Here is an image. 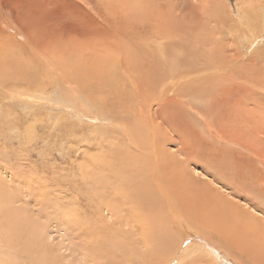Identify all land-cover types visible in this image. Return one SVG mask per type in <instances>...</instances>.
Here are the masks:
<instances>
[{"label":"rangeland","instance_id":"1","mask_svg":"<svg viewBox=\"0 0 264 264\" xmlns=\"http://www.w3.org/2000/svg\"><path fill=\"white\" fill-rule=\"evenodd\" d=\"M262 9L264 11V0H0V55L3 62L8 58L15 60L3 64H16L30 70L23 75L14 72L15 67L11 68L12 72L6 71L9 72L7 78L17 75L15 81L4 77L7 85L0 84V188L6 191L7 199V203L0 200L1 214L9 206L20 212L18 217L32 222L28 226L34 228L33 232H40V244L46 241L45 256L50 264H128L124 253L109 255L105 249L109 243L104 236L109 238L113 234L118 238L131 236L136 249L141 253L147 250L139 240L140 227H120L114 222V216L111 218L102 209L104 206L96 209V205L106 204L112 193L97 190L92 179L107 173V167L115 158L123 157L112 155L118 152L121 144L117 142V135L122 132L106 118L109 113L104 108L105 102L94 100L95 103L94 96L85 92L74 78L85 79L86 83L91 74L105 76L106 69L112 65L118 69H115V78L122 82V86L116 85L115 89L126 92H122L123 97L133 96L136 106L141 95L145 103L138 108L149 120H154L157 117L156 91L141 84L133 70L122 69L116 58L134 50L132 38L149 37L154 33L160 36L170 23L182 22L196 30L202 29L203 34L208 33L217 42L213 53L219 51L223 71L216 73L212 80L216 83L227 80V87L216 88L206 95H194L187 99L191 104L182 102L184 121L178 136L189 141L184 147L185 155L179 151L182 146L177 144L176 136L167 132L170 139L160 137L169 141L164 149L173 179H180L176 160L186 158L185 176L182 175L180 181L188 185V192L208 198L210 202L216 200L218 213L224 210L229 217L227 225L221 228L225 235L222 238L218 235L215 240L202 238L193 229L189 231L191 236H187V228L184 231L182 227L176 228V219L170 220L173 224L168 225L166 217L163 218L167 224L161 223L162 227L155 224L153 230L167 231V239L178 247L183 241L178 254L189 246L196 248L198 256L202 255L198 260L193 254L197 264L198 261L199 264H264V57L259 52L264 48V29L260 28L264 25ZM152 47L156 49L157 45L152 44ZM182 49H170V54L180 61V71L191 70L190 66L194 69L196 65L195 70L200 74L194 76L204 78L219 69L216 65L206 69L203 56L191 58ZM194 76L190 77L195 80ZM241 85L253 91L241 93L238 90ZM214 98L215 109L209 110ZM239 100L250 114L239 110ZM212 121L216 126L210 128V134L206 128ZM221 135L230 142L223 141ZM92 159L97 161L95 166ZM108 162L111 164L107 166ZM90 188L96 190L92 193L95 196ZM176 191L180 195L186 192ZM129 205L122 208L123 214L134 222L147 219L141 214L147 212L146 208L149 215H154V209L157 212L155 205ZM163 207H159L158 214L160 211L167 214ZM68 211L74 212L77 222L68 219ZM100 224L106 225L105 229L97 228ZM93 228L101 232L100 235L107 233L102 237L93 235ZM252 228L255 230L251 231ZM3 229L9 228L0 224V264H30L29 253L16 252L14 247L6 245L3 233L11 231ZM13 232L18 247H23L28 232ZM243 232L245 234L241 235ZM156 258L153 260L157 261Z\"/></svg>","mask_w":264,"mask_h":264},{"label":"bare ground","instance_id":"2","mask_svg":"<svg viewBox=\"0 0 264 264\" xmlns=\"http://www.w3.org/2000/svg\"><path fill=\"white\" fill-rule=\"evenodd\" d=\"M263 12L264 11L262 9L261 13H263ZM263 16H264V13H263ZM174 24H175V22H172V23H170L169 26L167 25V29L163 28L164 33L161 34V32H160V36L159 35L157 36L154 33L152 36H149V37L140 36L137 38H132L134 40L133 41L134 50L131 52L125 53L126 55H124L123 57L119 56L116 58V61H117L116 63L120 67H122V69L126 68V69L133 70L134 73H137V79L141 84L146 86L147 89H152L153 91H156L157 97L154 100V104H155L156 109H157L156 110V112H157L156 116L157 117H155V116L154 117H155L156 121L157 122L160 121V123L159 122L156 123L155 119L149 120V118H147V116H144L142 109L138 108V105L141 106V103H143V104L145 103V99H143V97L141 95L139 96L140 101L138 102V105L136 106L135 102L132 100L133 96L131 97L127 94L125 97H123L124 96L123 94L126 92L118 90V88L115 89L116 85L120 86L122 82H119L120 80L115 78V69L116 68H114L112 65H111L112 66L111 67V66H108V64H107L109 69H106L105 76L100 74V73H94L93 75L91 74L89 76V79L88 80L86 79L87 80L86 83L84 82L85 79L83 80V79L78 78V77L74 78V81H78L80 83L79 85L82 86V88L85 92L94 96L93 101L97 100L100 102H105L104 108L109 113V114H107L106 118L109 121H111L110 122L111 124L115 125L116 127H119L120 133L122 132L121 135H117V133H116L117 137L123 136V139L122 138L120 139L119 137L117 139L118 144H121L119 149H118V152H116V153L114 152V154H112V153L111 154L117 155V156L121 155L123 157L121 159L115 158V160H114V162H112V164L108 162L107 166L109 164H111V165H109L108 167L106 166L108 169L107 173L100 174L99 177L96 176V177H94V179H92L93 184H95L97 187L96 188L97 190L100 189V192L102 190L106 193L107 192L112 193V195H111L112 198L107 199L106 204H105V202H103V205L101 203H100L101 205H98V206L96 205V209L98 210L99 208L104 206L102 209L106 210V212L111 215V218L114 216V218H115L114 222L116 224H119L120 227L121 226L124 227L126 225H132L135 228L140 227V229H139V240H140V243L142 244L141 246H144L147 250L144 251L143 253H141L138 249H136L132 240H131V236H125L122 238H118L117 234H113V235L109 236V238H108V236H104L105 233H107L105 231H104L105 232L104 235H102V234L100 235L101 232L98 231L99 232L98 233L97 230H95L94 228H93V230H91V232L93 235H100L101 237L104 236L105 238L107 237V241L109 244L107 245V248H105V249H107V252L109 253V255H111V254L116 255L117 254L116 252H120V254L124 253L126 256H128L127 257V259L129 260L128 264H197V263H195V259L197 258L198 260H200V257L202 255L198 256L199 254L196 253V248L189 246L182 251V254H178L182 248L183 241H181V244L179 245V247L176 244H171L172 240L167 239V236H166V235H168L167 231H163V233H161L158 230H155V229L153 230V227L156 228L155 224H158L162 227L161 223H164V224L166 223V221L164 220L163 217L167 218V222L169 221L168 225L173 224L172 222H170V220L174 221L176 219L175 220L176 222L174 223V224H176V228L182 227L181 228L182 231H184L183 230L184 228H187L188 232L193 229L200 237L206 238L208 240L209 239L215 240L216 237H219L218 235H220V238H222V236L225 235L224 231H222V229H223L222 225L223 226L227 225L228 217H229V215H228L229 213L227 214V212H226V214H225L224 210L220 211L218 213V210H217L218 208H217L216 203H215L216 200L214 202H210L208 200V198L199 197L198 195L193 196L188 192V190H189L188 185L184 182V180L180 181V179L182 178V175L185 176V174H184L185 165H186V162H188V160H186V158H184V160H180V159L176 160L178 162L177 165L179 166L178 167L179 170L177 169V171H179L178 177H180V179L179 178H177V180L173 179L174 177H172V176L174 175V173H173L170 165L168 164V161H167L168 156L166 155L165 149H164V147H165L164 145H166L167 142L169 143V141L165 140V138L163 139L160 137L162 135L168 137L167 132L171 133L173 136H176L177 141H179V143L177 142V144H180L182 146V148L180 147L181 149L179 151L181 153L183 152V155H185L184 154V151H185L184 147L186 144L189 143V141H186V139L178 136L180 134V128H181L180 125H181L182 121H184L183 120L184 112L181 111V108H180V106L182 105V102L183 103L188 102L187 99L194 96V95H197V94H203V95L205 94L206 95V93H210L209 91H214L216 88L218 90H220L224 87H227L226 86L227 80H225V82H224V80H222L223 82L218 81L217 83H216V81L212 80L216 76V73H220V72L222 73V71H223V68L220 67L223 64L220 61L219 51H217L216 54L213 53L215 51L213 46H215V44H217V42L214 41V39L210 38L208 33L203 34V32H201L202 29H201V31H200V29L196 30L195 28H192L191 25L188 26L187 23H182V22H181V24H177V23L175 25ZM260 28L264 29V25L260 26ZM86 30H88V29H86ZM106 34L107 33H105L104 35L107 36ZM170 41H173L176 45L173 46V44ZM165 42H169V44L164 45ZM135 43H138V45L136 44L138 46L137 48L135 46ZM152 44L155 46L157 45V48L154 49L152 47ZM251 44H253V43H251ZM163 47H167V49L164 50ZM174 47H182L184 49V51L186 52V54L191 58L203 56L205 59L204 65L206 66V69H210V68L213 69V68H215V65H216V68L219 67V69L215 70V72L213 74L207 75L204 78H203V76L200 78H198L199 77L198 75H197L198 77L194 76L197 73L200 74L199 72H197L195 70L196 65H195L194 69H193V66H190L191 70H185V71L181 70L180 71L178 69L179 64H180L178 57L176 55L170 54V52H172L170 49H174ZM178 51H180V50H178ZM259 52L264 57V48L259 49ZM175 54H176V52H175ZM6 56H8V54ZM12 59L8 58V60H10V61ZM8 60H5V61H7L8 64L11 63V62H8ZM18 61H20V60H18ZM4 62H3V56L0 55V84L1 85L5 84L3 81L4 77L6 79H8L7 75L9 74V72L13 71V70L12 71L10 70L11 68L15 67L14 72H16L17 74L27 75L28 74L27 71L30 72V70H28L29 67H25V66L21 67L20 65H16V64H15L16 66L15 65L14 66L4 65L3 64ZM23 64L24 63H22V65ZM11 65H13V64H11ZM115 67H117V66H115ZM33 70H34V68L32 69V71ZM116 70H118V69H116ZM203 70H205V69H203ZM6 71H9V72L6 73ZM25 72H26V74H25ZM32 73H34V72H31V74ZM119 73H121V72H119ZM231 75H233V74H231ZM15 76H17V75L9 76V77H11V78L13 77V78L12 79L9 78L8 81L13 80L15 78ZM21 76L22 75H20V77ZM112 76H113V79H112ZM190 76H194L195 80H193V78H191ZM24 77H25L24 79L27 80V77L26 76H24ZM18 78L19 77H17L16 80ZM82 78H84V77H82ZM6 79H5V81H7ZM237 80H239V79H237ZM13 81H15V79ZM17 81H19V79ZM179 81H183V82H181L183 84H181V85L179 83L177 84V82H179ZM78 82H77V85H78ZM5 85H7V84H5ZM5 85L3 87H6ZM245 86H247V85H241L238 88L239 92L244 93V94H250L251 91H253V90H251V87L247 86V88H246ZM126 88H129V87H126ZM134 89H135V93L137 94L138 93V86L135 85ZM228 90H231V89H228ZM80 91H81V88H80ZM172 91H176L180 97L178 95H176V93L174 94ZM122 92H124V93H122ZM133 93H131V94H133ZM109 95L112 96V99H109ZM76 96H78V95L76 94ZM213 100H214V103H212L211 108L209 110L215 109L216 98H214ZM107 101H109L110 103H107ZM78 102H80V101H78ZM87 103H89V102H87ZM95 103H97V102H95ZM189 104H191V103H189ZM111 108H113L112 112L110 111ZM135 108L137 111H135ZM238 108L241 112H243L245 110L248 112V114L251 113V111L246 109V105L240 100L238 103ZM189 110H193V109L189 108ZM103 116H105V114H103ZM154 117H152V118H154ZM147 120H149V122H147ZM148 123H150L151 125L150 124L148 125ZM215 126H216V124L212 121V124L211 125L209 124V127H208V123H207L206 129L207 130L209 129V133L211 134L212 131L210 128H215ZM229 130H228V132H229ZM219 131H217V132H219ZM162 132L164 134H161ZM215 132H216V130H215ZM157 133H158V135H157ZM186 136L187 135H185V137ZM92 137H94V135ZM220 138L223 141L227 140L228 142H230V140H228V138L223 136V135H221ZM168 139H170V138L168 137ZM98 146L101 148L103 147V146H101V144ZM186 153H188V152H186ZM180 155H182V154H180ZM171 157L174 158L173 156H171ZM96 162H97L96 160L92 159V164L94 166L96 165ZM91 170H93V169H91ZM95 175H97V174L95 173ZM88 181L89 180H87L86 184H88L90 186V183H88ZM93 188L92 189L90 188L91 194L96 191ZM175 190H181V191L185 190L186 192H182V194L180 195V194H178L177 191H176L177 192L176 193ZM93 196H95V195H93ZM93 196H91V197H93ZM103 198L105 199L106 197H104V195H103ZM0 200H4V203H7L6 191L4 189H2V187L0 188ZM89 202H90V200H89ZM95 202L98 203L97 200H95ZM129 204L135 205V206L153 205V207L155 205V206H157V212L159 211V207L161 208L164 206V207H166L167 214L163 213L164 211H160V213L158 214L157 212H155V209H154V215L152 216V215H149V208H146L145 210L147 212H143L141 214L146 216L147 219L140 221V222H134L130 218L125 217V215L123 214L122 208L124 206L129 205ZM168 206H169V208H168ZM5 207L6 206H4L3 209H5ZM0 211H1V209H0ZM95 212H94V214H95ZM2 213L3 214H1V212H0V216H1L0 224H3V226L6 225L9 228V229H3L4 231L5 230L11 231L8 234L5 231L6 232L5 235L3 233V237L6 241V245L7 246L9 245V247L11 246V248L14 247L13 249L16 252L20 253V250H22L23 252L29 253V255H27V256L30 259V264H50L49 261L47 260V256H45L47 254V250H46L47 247L45 244L46 241H42V243H44V244H40V242H41L40 241V238H41L40 232L38 230H34V232H33L34 228L32 227L33 228L32 229L31 227L28 226V223H32V222H30L29 219H27V218L18 217V216H20L19 215L20 212L12 210L11 208H9V206L5 210H3ZM83 213H85V212H83ZM131 213H133V212H131ZM145 213H146V215H145ZM61 214H63V211ZM97 214H98V212H97ZM181 215H183L182 221H181V218H182ZM236 215H235V217H236ZM25 216H27V215H25ZM66 216L68 217L69 220H71V222L76 221L74 219L75 215H74L73 211H68ZM242 216H244V215H242ZM248 216H250V215H248ZM97 217H98V215H97ZM159 217H161V219ZM231 220H232V218H231ZM36 221H38V220L36 219ZM254 221H255V219H254ZM98 222H99V220H98ZM83 226H85V225H83ZM87 226H89V225H87ZM90 226H91V224H90ZM105 226L106 225L100 224L99 227L97 225V228H99V229L102 228L101 230H103V229H105ZM254 226L255 225H253V228H254ZM92 227L93 226H91L90 228L92 229ZM253 228L251 229V231L255 230ZM118 229H120V228L118 227ZM20 230L21 231L26 230L28 232V233H25V234H28V236H26L24 234L26 237V242H24L25 243L24 245L23 244L21 245L23 247H18L17 241L15 240L16 239L15 235H14L15 232H13V231H16L17 232L16 234H18L20 232ZM257 230H259V229H257ZM84 231H85V229H84ZM112 231H113V229H112ZM248 231H250V229ZM118 232H116V233H118ZM261 233H262V231H261ZM89 234H90V232H89ZM244 234L245 233L243 232V234H241V235H244ZM84 235H86V234H84ZM106 235H108V234H106ZM187 236H191V233L189 232V235H187ZM22 241H24V240H22ZM96 241H98V240H96ZM124 244L129 245V247H131V248H126V246ZM164 249L166 250V252L164 251ZM199 253H200V251H199ZM193 254L196 256L195 259L193 257ZM121 255H123V254H121ZM112 256H114V255H112ZM118 257H121V256H118ZM155 257H157L156 258V259H158L157 261L153 260ZM117 259L118 258H116V260ZM133 260H135V261H133ZM122 261L124 262V260H122ZM110 262H111V260H110ZM6 264H8V263H6ZM9 264H13V262H10ZM56 264H61V263L56 262ZM198 264H199V261H198Z\"/></svg>","mask_w":264,"mask_h":264}]
</instances>
